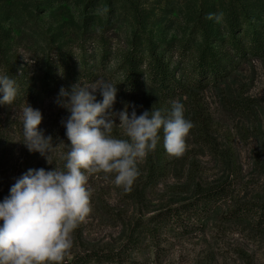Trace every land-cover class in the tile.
<instances>
[{"label": "rangeland", "instance_id": "obj_1", "mask_svg": "<svg viewBox=\"0 0 264 264\" xmlns=\"http://www.w3.org/2000/svg\"><path fill=\"white\" fill-rule=\"evenodd\" d=\"M232 10L245 12L235 32ZM210 13L220 15V21L209 19ZM0 27L9 34L0 56L25 73L27 82L39 81L44 57L68 51L72 59L94 64L98 73L77 83L103 79L116 84L110 111L127 107L131 113V105L137 115L151 109L166 115L179 101L194 125L179 157L167 153L161 130L155 150L138 161L139 175L128 191L114 184V174L89 176L91 212L71 233L63 264L91 251L119 252L113 263L101 264H264V229L257 215L234 212L245 202L264 203V51L248 50L252 32L264 34V0H100L89 6L85 0H0ZM205 40L220 55L228 54L223 61L227 73L214 83H191L190 69ZM235 41L244 49L232 48ZM132 47L144 54L154 50L171 68L177 66L175 78L188 84L187 91L170 97L152 86L137 101L124 99L118 89L121 56ZM58 92L38 103L0 106V201L29 168L63 169L61 157L70 142L61 120L69 113L55 103ZM26 104L41 111L38 127L53 138L51 164L18 142ZM113 119L112 135L127 139L118 117ZM152 166L155 183L149 179ZM215 187L225 191L215 206L200 205L193 215L179 212L177 220L154 229L153 239L136 230L153 228L151 217L196 201L199 193ZM138 234L134 246L129 238Z\"/></svg>", "mask_w": 264, "mask_h": 264}, {"label": "clouds", "instance_id": "obj_2", "mask_svg": "<svg viewBox=\"0 0 264 264\" xmlns=\"http://www.w3.org/2000/svg\"><path fill=\"white\" fill-rule=\"evenodd\" d=\"M215 16L217 22L221 16ZM100 79L89 85L74 83L61 87L55 103L69 115L61 120L68 143L63 169L29 168L22 173L0 201V264H63L72 246L71 233L90 214L91 192L87 187L92 174H114V184L131 189L139 175L137 163L154 151L163 131L164 148L181 156L193 123L185 107L173 101L165 115L160 109L137 115L125 107L110 111L117 88ZM14 79L0 74V106L11 105L17 96ZM97 92L102 99H97ZM127 139L112 135L117 124ZM43 117L30 105L22 109V141L29 152H39L49 161L53 138L38 126Z\"/></svg>", "mask_w": 264, "mask_h": 264}, {"label": "trees", "instance_id": "obj_3", "mask_svg": "<svg viewBox=\"0 0 264 264\" xmlns=\"http://www.w3.org/2000/svg\"><path fill=\"white\" fill-rule=\"evenodd\" d=\"M37 1V0H35ZM51 3H68L72 0H48ZM86 5H92L93 2L100 0H85ZM36 5V2L33 3ZM35 8V6H34ZM239 16H245V12H230V28L233 32L236 31L238 25L237 18ZM205 32V30H204ZM9 34L0 27V49L2 50V43L7 41ZM207 39V38H206ZM236 43V44H235ZM232 48H238L241 51L244 46L238 44L235 41ZM249 52L256 51L257 53L264 51V34L260 30H254L250 36ZM106 45L107 42L102 43ZM228 54H221L214 51L213 48L205 40L204 45L200 49L193 67L190 69V79L196 83L199 81H205L207 83H214L220 78L226 76L227 65L223 64V61L228 58ZM42 68L40 69V79L38 82H27L25 73H18L17 67L13 62L7 60L3 55L0 56V74L8 75L14 79L18 89L17 96L11 105L7 106H19L25 102L38 103L43 99L59 91L61 87L72 85L77 83L80 79H91L98 76L95 71V65L88 64L85 60L72 59V55L68 51L58 50L54 56H46L42 59ZM171 62L165 60L164 57L158 55L156 51L150 50L148 54L137 51L134 47L124 52L121 56V67L123 78L118 86L120 95L128 101H137V99L148 88L154 86L159 92L166 93L168 96H174L176 93H184L187 91L188 84L178 81L175 78V72L177 66L171 68ZM79 66V67H78ZM97 73V74H96ZM197 75V76H195ZM190 83V84H191ZM155 167H151L150 181L152 177L156 179ZM155 183V181H152ZM225 191L223 187H215L199 193L195 198L196 201L187 203L179 208H175L172 211H166L159 213L156 216L151 217V221L155 224L152 226H136V230L149 235L150 239H153L154 229L157 226L166 223L172 218L178 219L179 212H187L192 215L198 210L197 207L216 205L218 200L223 197ZM240 217L257 215L258 224L264 229V203L259 204L255 202H245L238 205L234 210ZM152 236V237H151ZM131 238V237H130ZM129 238V241L138 246L139 234L136 238ZM126 246V245H125ZM119 256V252L110 251H91L84 255L73 256L72 260L66 264H101L106 262H114Z\"/></svg>", "mask_w": 264, "mask_h": 264}]
</instances>
